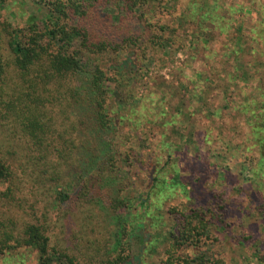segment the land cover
Returning a JSON list of instances; mask_svg holds the SVG:
<instances>
[{"label": "trees", "instance_id": "obj_1", "mask_svg": "<svg viewBox=\"0 0 264 264\" xmlns=\"http://www.w3.org/2000/svg\"><path fill=\"white\" fill-rule=\"evenodd\" d=\"M31 1L44 12L42 27L33 15L19 24L0 9V257L31 250L37 264H141L158 240L145 220L160 224L165 215L170 225L159 264H227L205 249L213 229L229 228L225 204L203 194L209 177L225 180V173L196 152L190 165L181 166L187 153L179 151L161 165L150 153L144 158L147 139L137 130L118 137L132 117L136 125L144 120L140 75L173 48L168 34L175 30L158 23L164 0ZM223 3L191 0L187 6L183 17L194 22L195 52L206 49L205 23L223 35ZM228 58H218L219 66L233 68L223 66V78L208 81L199 72L195 81L213 90L226 81L222 108L241 115L260 136L261 168L264 60L254 70L241 57ZM253 78L258 85L250 86ZM177 112L185 114L182 106ZM137 165L146 170L141 186L132 179ZM173 192L180 199L168 206ZM257 264H264V251Z\"/></svg>", "mask_w": 264, "mask_h": 264}, {"label": "rangeland", "instance_id": "obj_2", "mask_svg": "<svg viewBox=\"0 0 264 264\" xmlns=\"http://www.w3.org/2000/svg\"><path fill=\"white\" fill-rule=\"evenodd\" d=\"M190 1L164 0L159 7L158 23L175 30L168 34L173 37V48H166V53L160 54L148 73L140 75L138 97L143 96L140 112L144 120L136 125L132 117L131 123L120 131L118 137L123 140L128 131L137 130L147 139L148 149L142 152L144 158L150 153L161 165L172 151L187 153L182 160L184 162H180L181 166L185 163L190 165L189 160L194 158L193 152H196L198 159H203L210 166L215 165L217 173L223 171L225 180L209 177L205 181L203 194L207 195L208 200L210 195H214L221 200L220 205L225 204L223 214L229 228L225 231L213 229L205 249L215 256L219 255L227 264H257L259 251H264V164L259 168L260 136L251 134L241 115L222 108L226 101L223 90L226 81L220 83L221 89L213 90V85L208 87L204 82L195 80L199 72L205 73L208 81L223 78V66L233 71L231 64L225 65L226 62L222 61L223 66H219L218 61L223 55H229L230 61L241 57L246 67L256 70L255 62L264 60V0H223L225 5L221 6L223 10L220 12L225 19L221 24L224 27L223 35L205 23L209 40L206 49L199 52L193 50L194 22L192 18L183 17ZM12 3L17 9L14 6L15 9L10 10ZM0 7L3 16L15 19L19 24L33 15L38 18V26L43 25L41 19L44 12L38 10L31 0H2ZM238 29H241L240 34ZM237 36L243 38L242 45L235 44ZM214 55L217 57L213 59ZM255 80L250 81V86L258 85ZM240 86L243 89L244 85ZM180 96H183L182 100ZM179 106L185 112L182 116L177 112ZM214 109L219 111L216 116ZM184 142L192 152L183 147ZM120 146L125 150L126 142ZM253 160L254 165L251 164ZM172 161L179 164V157L174 154ZM136 167L131 168L132 171L137 170L132 174V179L137 186H141L140 177L145 180L146 170L140 165ZM174 192L180 193L177 190ZM174 194L175 200H171L168 206L178 203L180 197L176 198L181 193ZM157 223L151 218L145 220V228L158 240L155 248L149 246L141 264H159L164 257L170 218L164 215V221ZM0 264H37V259L35 252L27 250L0 257Z\"/></svg>", "mask_w": 264, "mask_h": 264}]
</instances>
